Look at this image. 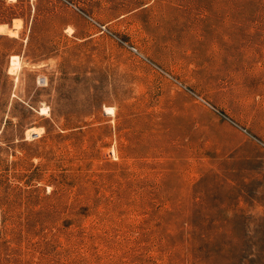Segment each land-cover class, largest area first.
Segmentation results:
<instances>
[{"label":"rangeland","instance_id":"obj_1","mask_svg":"<svg viewBox=\"0 0 264 264\" xmlns=\"http://www.w3.org/2000/svg\"><path fill=\"white\" fill-rule=\"evenodd\" d=\"M0 264H264V0H0Z\"/></svg>","mask_w":264,"mask_h":264},{"label":"bare ground","instance_id":"obj_2","mask_svg":"<svg viewBox=\"0 0 264 264\" xmlns=\"http://www.w3.org/2000/svg\"><path fill=\"white\" fill-rule=\"evenodd\" d=\"M13 31H10V34L11 35H13ZM12 65L13 66H17V65H19V58L18 57H14V58H12ZM12 66V67H13ZM19 67V66H18ZM12 69H14V67L12 68ZM16 70V69H15ZM42 110H45V109H42ZM46 111V110H45ZM45 111H41V113L42 112H45ZM106 112L109 114V113H111L110 115H112V113H114V108H112V107H107L106 108ZM113 116V115H112ZM31 130H33V129H31ZM34 133H38V132H34Z\"/></svg>","mask_w":264,"mask_h":264}]
</instances>
